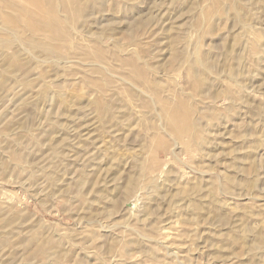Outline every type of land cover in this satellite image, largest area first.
<instances>
[{
  "label": "rangeland",
  "instance_id": "374dc122",
  "mask_svg": "<svg viewBox=\"0 0 264 264\" xmlns=\"http://www.w3.org/2000/svg\"><path fill=\"white\" fill-rule=\"evenodd\" d=\"M0 264H264V0H0Z\"/></svg>",
  "mask_w": 264,
  "mask_h": 264
}]
</instances>
